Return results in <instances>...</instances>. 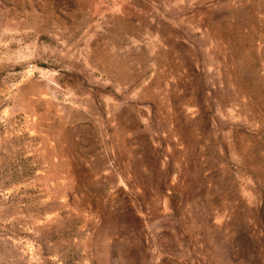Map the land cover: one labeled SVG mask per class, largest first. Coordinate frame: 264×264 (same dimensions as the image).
<instances>
[{
	"label": "rangeland",
	"instance_id": "rangeland-1",
	"mask_svg": "<svg viewBox=\"0 0 264 264\" xmlns=\"http://www.w3.org/2000/svg\"><path fill=\"white\" fill-rule=\"evenodd\" d=\"M0 264H264V0H0Z\"/></svg>",
	"mask_w": 264,
	"mask_h": 264
}]
</instances>
